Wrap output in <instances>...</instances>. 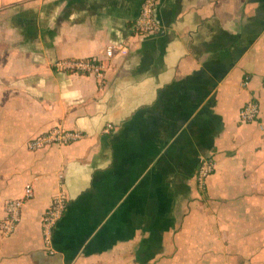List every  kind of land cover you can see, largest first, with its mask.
I'll use <instances>...</instances> for the list:
<instances>
[{
  "label": "crops",
  "instance_id": "obj_1",
  "mask_svg": "<svg viewBox=\"0 0 264 264\" xmlns=\"http://www.w3.org/2000/svg\"><path fill=\"white\" fill-rule=\"evenodd\" d=\"M142 2L0 0V221L33 190L0 264H264V0H159L152 36L132 30ZM85 58L101 79L53 69ZM250 100L259 116L240 123ZM54 126L83 137L26 149ZM60 189L49 255L40 220Z\"/></svg>",
  "mask_w": 264,
  "mask_h": 264
},
{
  "label": "built area",
  "instance_id": "obj_2",
  "mask_svg": "<svg viewBox=\"0 0 264 264\" xmlns=\"http://www.w3.org/2000/svg\"><path fill=\"white\" fill-rule=\"evenodd\" d=\"M159 0H143L140 7L138 17L135 19L132 30L135 35H159L162 28L155 17V12ZM115 48L108 47L106 49L107 56H110ZM116 49H120L118 45ZM53 69L56 72L68 75H91L98 79L102 78L104 66L101 61L94 58L85 59H59L53 63ZM248 78L242 85L246 86ZM264 85V78H263ZM259 116V106L254 100L247 102L238 113V121L240 123H248L255 121ZM110 125L104 128V132L108 133ZM83 134L76 130H65L60 126H54L26 142L28 151H37L41 149L60 147L71 144L80 140ZM214 171V162L210 158L201 157L198 160V166L195 173L194 181L196 189L203 192L206 180ZM62 176H59V180ZM60 188L62 186L59 184ZM33 196L32 186L26 184L23 194L20 198L10 199L4 203V217L0 221V236L6 238L10 236L21 217L22 206L25 201ZM67 206V196L63 190H59L52 198L49 206L45 209L40 220V232L43 249L49 254L54 253L53 235L57 228V224L63 216Z\"/></svg>",
  "mask_w": 264,
  "mask_h": 264
}]
</instances>
